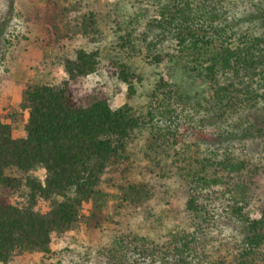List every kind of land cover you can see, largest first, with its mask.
I'll use <instances>...</instances> for the list:
<instances>
[{"label":"trees","instance_id":"1","mask_svg":"<svg viewBox=\"0 0 264 264\" xmlns=\"http://www.w3.org/2000/svg\"><path fill=\"white\" fill-rule=\"evenodd\" d=\"M38 1L43 6L34 7L32 17L52 45L63 46L72 35L98 31L111 20L125 24L113 21L109 10L102 16L96 10H78L82 0L69 5ZM132 6L134 11L126 14L132 28L127 26L126 37L117 39L131 41L133 27L137 30L145 21L136 36L139 52H148L150 63H174L204 84V95L190 98L160 76L143 113L129 104L112 109L103 89L85 91L80 84L99 62L97 52L85 48L76 49L73 60L65 59L68 77L60 86L25 85L22 113H0V264L34 253L51 257L52 235L81 221L100 229L107 198L117 197L114 212L126 205L146 217V204L168 193L183 199L186 227L170 230L160 240L137 230L115 231L98 252L104 264H264V187L257 212L249 209L258 197V181L264 180V0H134ZM148 34L167 36L175 44L164 50ZM119 68L131 99L133 78L140 76L124 64ZM189 109H200L218 124L241 111H254L257 117L240 121L246 124L237 126L241 130L207 133L193 125L184 136L173 120ZM23 113L25 137H13L11 117L22 118ZM172 118L171 125L162 126L161 120ZM142 126L158 133L153 139L161 140L172 157L168 165L153 160L147 176L138 179L130 173L126 152ZM189 137L208 152L190 153ZM255 144L261 145L258 156L246 151ZM38 167L45 172L43 180L26 177L24 182L28 204L14 205L10 190L22 183L5 170L27 173ZM166 178L177 181L172 189L163 182ZM39 199L48 202L45 212L34 209ZM88 203L91 214L84 217L81 209Z\"/></svg>","mask_w":264,"mask_h":264},{"label":"rangeland","instance_id":"2","mask_svg":"<svg viewBox=\"0 0 264 264\" xmlns=\"http://www.w3.org/2000/svg\"><path fill=\"white\" fill-rule=\"evenodd\" d=\"M61 1L69 5L70 2L77 0ZM133 2L134 0H82L78 4L80 6L78 10H96L101 16L109 10L107 13L110 14L113 21L120 19V22L125 21V24L123 26L122 23H113L111 20L108 22V26L99 25L98 31H93L90 34L77 33L72 35L63 47L62 44H50L39 22H36L32 17L34 7L43 6L41 1L0 0V113L3 115L22 113L19 102L21 90L25 85L60 86L68 77L64 68L65 59L73 60L75 58L74 51L78 48L96 51L99 61L96 71L81 78L80 84L85 91L103 89L112 109L123 104H129L135 109L139 108L143 113L148 101L147 96L160 76L176 85L190 98L203 96L206 88L201 81L191 78L178 66L167 60L159 64L150 63L146 57V51L144 50V53L139 52L141 44L136 42V36L144 31L145 21H142V25L138 26L137 30L136 26L133 27L131 41L129 40L125 44L117 39V37L125 38L128 27L132 28L131 25L128 26L126 14L134 11ZM73 13L75 15L76 11L72 12L71 15ZM147 39L153 42L158 40L159 45L164 50L171 47V42L175 44V41L170 42L167 36L162 38L156 34H148ZM119 64H124L130 72L140 76L139 80L136 77L133 78L135 94L131 99L127 97L126 83L118 77L120 74ZM200 111V109L197 111L189 109L188 114H179L175 120L173 118L161 120L162 126L171 125L173 120L180 126L179 133H184V136L188 135V130L193 125L196 129L199 128L200 131L204 130L207 133L214 131L232 132L241 130L237 126H246L240 121H249V118L251 121L252 118L257 117L254 111H241L229 116L227 122L218 124V122L214 123L210 119H206L204 113ZM23 115L22 118L14 119L11 117L13 137H25L26 113ZM231 121L235 122L231 124ZM171 128L176 130V127L172 126ZM153 136H158V133L149 127L142 126L127 145L126 153L132 162L130 173L138 179L147 176V170L153 167V160L158 159L162 165H168L171 161L172 156L170 157L168 150L162 146V141L154 140ZM150 138H152L151 143L148 141ZM186 141L191 146L190 153H193L194 150L198 155L208 152L204 144L198 145L197 142H192L191 137L187 138ZM182 146L184 145L180 144L178 147ZM256 146V144L253 146V150L249 147L246 150L247 153L258 156L257 152L261 149V145L257 146L258 148ZM5 175L20 179L22 184L20 187L10 190V199L14 205L24 207L28 204L29 194V188L24 183L26 177H33L42 181L45 172L41 167L27 173L16 168H9L5 170ZM163 182L169 189H172L177 183L173 178H166ZM257 184L258 189L255 190V193L258 194V197L253 199L251 208H249L251 211L256 210V212L261 206L262 195L260 192L264 187V180L260 179ZM0 194H2L1 190ZM163 197L165 198L156 202L152 200L146 204L150 207V215L146 217L143 212L136 214V207L126 205L114 212L118 199L116 196L107 198L101 209L103 226L100 229H90L81 221L75 227L61 234L52 235L51 257L34 253L16 258L10 264H104L103 258L98 252L101 247L107 244L109 235L115 231L127 232L131 230L136 233L137 230L143 235H150L154 239L160 240L170 230L186 227L189 221L181 197L169 193ZM48 208V202L40 199L34 207L40 212H45ZM91 208L89 203L84 205L81 214L87 217L91 214ZM208 228L212 235H216L215 227L211 223Z\"/></svg>","mask_w":264,"mask_h":264}]
</instances>
